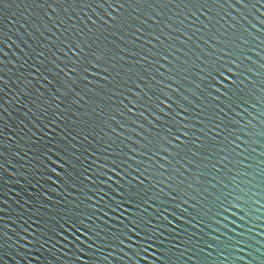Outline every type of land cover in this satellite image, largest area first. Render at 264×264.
Instances as JSON below:
<instances>
[{
    "label": "water",
    "instance_id": "95a60500",
    "mask_svg": "<svg viewBox=\"0 0 264 264\" xmlns=\"http://www.w3.org/2000/svg\"><path fill=\"white\" fill-rule=\"evenodd\" d=\"M0 264H264V0H0Z\"/></svg>",
    "mask_w": 264,
    "mask_h": 264
}]
</instances>
